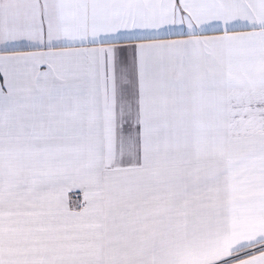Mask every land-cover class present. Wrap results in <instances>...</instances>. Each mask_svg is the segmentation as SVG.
<instances>
[{
  "label": "snow or ice",
  "instance_id": "1",
  "mask_svg": "<svg viewBox=\"0 0 264 264\" xmlns=\"http://www.w3.org/2000/svg\"><path fill=\"white\" fill-rule=\"evenodd\" d=\"M0 264H264V0H0Z\"/></svg>",
  "mask_w": 264,
  "mask_h": 264
}]
</instances>
